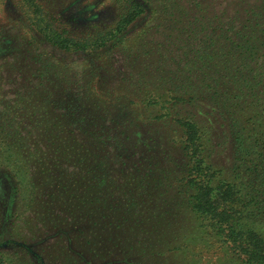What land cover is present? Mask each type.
<instances>
[{"label": "rangeland", "instance_id": "374dc122", "mask_svg": "<svg viewBox=\"0 0 264 264\" xmlns=\"http://www.w3.org/2000/svg\"><path fill=\"white\" fill-rule=\"evenodd\" d=\"M121 5V0H0V111L21 107L22 84L45 88L50 74L69 88L84 84L92 91L84 103L94 107V123L100 124L91 138L78 135L75 141L61 129L49 140L57 141L53 147L24 155L40 175L36 192L43 194L32 201L25 199L30 188L14 189L5 175L9 168L0 165L5 173H0V264H245L217 233L212 217L185 204L178 178L190 157L182 127L172 119H156L160 107L145 102L135 85L138 77L120 68L132 60L157 94L155 27L162 22L157 13L152 20L141 17L126 38L93 55L31 43L36 8L81 33L115 21ZM25 97L31 112L39 101ZM37 115V120L44 117L43 111ZM220 135L214 128L204 151L205 163L215 167L232 161L231 151L218 144ZM67 147L79 157L61 158L65 151L59 150ZM62 181L68 184L65 190Z\"/></svg>", "mask_w": 264, "mask_h": 264}, {"label": "trees", "instance_id": "16d2710c", "mask_svg": "<svg viewBox=\"0 0 264 264\" xmlns=\"http://www.w3.org/2000/svg\"><path fill=\"white\" fill-rule=\"evenodd\" d=\"M121 1L115 21L81 33H73L66 22L36 8L39 19L31 43L49 42L69 53L93 55L112 40L126 38L141 17L152 20L157 13V20H162L155 27L157 94L142 71L133 69L132 60L125 59L120 68L138 77L135 85L144 92L145 102L160 107L156 119L175 120L183 129L182 144L190 161L178 182L186 190L185 204L195 213L211 216L217 233L224 234L245 264H264V0ZM101 68L106 67L101 64ZM46 80L45 88L22 84V94L39 101L33 102L31 112L25 96L18 100L21 107L8 105L0 111V156L8 162L0 165L8 167L9 174L1 172L12 180L14 189L30 188L25 193L30 201L43 193L36 192L40 175L31 171L24 155L53 147L57 141L49 144V140L60 136L61 129L75 141L78 135L91 138L100 126L93 120L94 107L84 103L92 94L84 84L69 88L50 74ZM38 111H43L42 120L36 119ZM214 128L221 133L219 146L231 151L227 166L205 163L204 151L210 148ZM59 151H65L60 157L66 162L79 157L72 147ZM217 174L225 177L216 181ZM59 184L62 190L68 185Z\"/></svg>", "mask_w": 264, "mask_h": 264}]
</instances>
